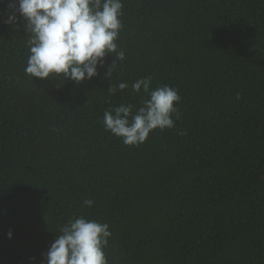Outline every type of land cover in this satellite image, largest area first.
Listing matches in <instances>:
<instances>
[{"label":"trees","instance_id":"trees-1","mask_svg":"<svg viewBox=\"0 0 264 264\" xmlns=\"http://www.w3.org/2000/svg\"><path fill=\"white\" fill-rule=\"evenodd\" d=\"M10 2L0 0V264H46L80 216L109 225L108 264H264V0H122L125 60L110 81L108 54L79 84L25 73L29 37L24 21L3 23ZM148 76L178 90L180 117L127 146L103 114L139 107L147 97L131 85ZM119 82L129 87L110 95Z\"/></svg>","mask_w":264,"mask_h":264},{"label":"clouds","instance_id":"clouds-1","mask_svg":"<svg viewBox=\"0 0 264 264\" xmlns=\"http://www.w3.org/2000/svg\"><path fill=\"white\" fill-rule=\"evenodd\" d=\"M8 7L11 11L3 23L16 26L24 21L29 37L24 71L32 79L51 75L79 84L98 76V68L104 67L105 57L112 53L115 59L105 72L111 81L115 66L126 58L116 42L123 27L122 0H12ZM151 82L148 76L131 85L133 92L143 90L147 97L139 107L121 103L103 114L105 130L127 146L144 143L156 129L175 127L173 117H180L178 90L166 84L153 89ZM128 87L127 82H119L107 91L115 95ZM83 204L91 207L94 201L85 199ZM59 233L44 253L46 264H108L105 249L112 232L107 223L74 217L60 227ZM7 235L11 238V231Z\"/></svg>","mask_w":264,"mask_h":264}]
</instances>
